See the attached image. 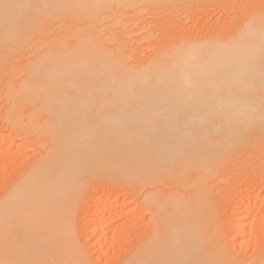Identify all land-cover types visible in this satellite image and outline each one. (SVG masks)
Returning a JSON list of instances; mask_svg holds the SVG:
<instances>
[{
	"label": "bare ground",
	"instance_id": "bare-ground-1",
	"mask_svg": "<svg viewBox=\"0 0 264 264\" xmlns=\"http://www.w3.org/2000/svg\"><path fill=\"white\" fill-rule=\"evenodd\" d=\"M214 9L238 22L181 33ZM0 100V152L16 136L36 147L0 193V264H96L106 218L89 222L87 249L72 223L91 183L125 184L138 206L122 214L149 213L113 264H264V246L242 255L264 242V0H0ZM239 186L253 203L227 208L228 224L221 202Z\"/></svg>",
	"mask_w": 264,
	"mask_h": 264
},
{
	"label": "rangeland",
	"instance_id": "rangeland-1",
	"mask_svg": "<svg viewBox=\"0 0 264 264\" xmlns=\"http://www.w3.org/2000/svg\"><path fill=\"white\" fill-rule=\"evenodd\" d=\"M209 12H210L209 15L205 16V18H202V20H200L197 23H193L192 18L188 19L185 22V27L180 29L181 33H184L186 36H192V35H195V34L199 33L201 30L204 29V30H211V31H213L215 33H219V34L222 35V34H226L229 31L230 27H232L236 23V21L238 22V20H236V19H238L239 13H238V11H236L234 9L233 10H228L229 13L226 10H225V12H223L222 10H219V9L210 10ZM227 17H229L228 18L229 20H233V25L231 23H229ZM232 17H234V18H232ZM228 24H231V25H228ZM177 32H178V30L173 29L172 32H170L169 34L172 35V34H175ZM144 43L145 42L140 43L138 45L139 47L136 48V52L134 54V56H136L137 53L139 51H141V52H139L140 53V56H139L140 59H142L143 56L145 57V53H149L150 52L149 48H143L142 49V47H144V45H146L147 42L145 44ZM140 46H142V47H140ZM147 49H149V50H147ZM1 102L2 101L0 100V104H1ZM6 107H7L6 104H1L0 105V130H1L0 134H2V132L4 134L7 133V131L2 128L3 125L1 124V122H2L1 114H2V112L4 111V109ZM74 118H75L76 121H81V120H84V119H88L86 113L76 114V115H74ZM137 118L143 119L144 122H148L150 118H154V117L138 116ZM15 139H16V141H15ZM15 139H14V143L10 141V144L11 145L13 144L12 147H10L11 146L10 144H9L10 146L8 145L10 147V151L9 152H11L12 155H9L10 153L8 152V150L5 151V153L8 152L9 154H7V153L5 154L3 152L2 153L0 152V162H2L3 160H6L8 158H10L9 161L11 162L10 163L7 160V162L10 163V165L8 164L7 168L0 167V193L2 192V189H4L3 188L4 186H7L14 178H16L20 174L24 173L28 169L29 165L33 163V161L35 160V157H36V155H35L36 154L35 153V148L36 147L34 146L35 142H32L33 137L28 138L27 139L28 142L26 140H25L26 142L23 141L21 139V137H19V136L18 137L16 136ZM1 154L2 155L4 154V155L2 156ZM8 155H9V157H8ZM12 165H13L14 168L11 167ZM0 166H1V163H0ZM9 168H11V169H9ZM5 169H6V171H5ZM2 170H4V171H2ZM247 182H250V183H248V185L251 184V187L255 188V189H253V191L255 192L254 194L255 195L258 194V192L260 191V187L259 186H254L255 184L252 183L253 181H251V180H246L245 183H247ZM99 183H101V182H99ZM93 185L94 184L91 183V185H88V186L84 187V189L82 190V192H80L78 198L76 199V202H75V205H74V208H73L72 223H73V225L75 227L76 234H77V237L79 239L80 244H83L84 247L86 246V249H87V245H89L90 243H95L97 241L96 238L92 239L93 241L90 240L91 242L89 240L84 241L86 235L88 234L87 233V228H88L89 222L92 221L93 219H97V217L98 218H102V219L106 218L105 220L101 221L102 223L100 225V228H102V229H100V231H98L99 235L103 232L100 235V237H102V238L98 239V243L96 242V244L94 245V247L92 249L89 248V249H91L90 253H89V249H88V254L91 256L90 258L93 259V261L96 264H108V263L109 264H113V262L119 260L125 254L128 253L129 249H131L135 245V243H136V241L138 240L139 237H145V235L148 234L147 232H149L148 231V223L149 222H147V221H148V216H149L148 214L149 213L145 214L146 218L145 219L142 218L143 220H141V221H138L137 216L135 214H133L134 217L133 216L131 217L130 214H129L130 217L128 215H123V214L126 213V211H129V209L131 210V208L132 209L136 208V205L138 204V198H137V200H135V198L133 199V198L130 197L131 195H129L130 193H128L127 190L128 191L130 190V192H131V189L128 188V187L125 188V184L120 183V185H116V186L112 185L110 187H108V186L104 187V185H102V187H101V184L98 185V183H96V186L95 185L93 186ZM125 189H127V190H125ZM239 189L242 190L241 187L239 186L238 189L236 188V192H234L235 190L233 191V193H237V195L235 194L236 197L239 196L237 199H234V196H232L233 198L230 196L233 199V201L232 200L230 201V200H228L229 198H227L226 200L228 202L226 200L224 201L225 204H222V202H221V211H222V209L226 210L228 208V210L230 209V212H231L238 205H240L239 207H242V205L244 204L243 202H245V204H246V202L248 201V199H247L248 197L247 196H250V195L246 194V198H245L244 194H245L246 191L244 192L242 190L243 192H241L242 193L241 194ZM237 191H239V192H237ZM263 193H264L263 190H261V192H259V194H261V195ZM103 195H104V197H105V195L106 196L107 195L110 196V200H109L110 202H103L102 201V199H104ZM241 196H242V198H241ZM251 197L252 196L249 197V202H248L249 204L253 203L251 201L252 199H250ZM100 198H101V200H100ZM239 198H241V199H239ZM244 198H245V200H244ZM129 199H131V200H129ZM239 200H243V201L240 202ZM101 201L104 204V205L102 204L103 207H105V210H104L105 213H103L104 216L102 215V217H101V215L95 213V212L99 211V209L101 210L102 206H100L99 203H98V202H101ZM111 201H113V202H111ZM238 202H240V203H238ZM232 203L235 204V205H233ZM241 203H243V204L241 205ZM111 204L112 205L115 204V208H114V206L111 207ZM224 205H227V206H225L223 208ZM232 206H235V207H233L232 210H231ZM108 208H110V209H108ZM106 209H108V210H106ZM228 210H226L224 212H226V214H227V217H226V214H225V218L228 221L227 223L230 224V222H232V221H229V220H230V218L232 219V216L230 217V214H229L230 212ZM123 211H125V212L123 213ZM262 214L264 215V209H263ZM145 216H143V217H145ZM109 218L111 219V221L109 220ZM128 218H129V220H128ZM226 219H225V221H226ZM132 221L133 222L138 221L140 223H138L137 227H135V228L132 227L133 229H131L130 227H127V225H129V222H132ZM102 224L105 225V226H103ZM141 224H142V226H141ZM110 225H112V226H110ZM121 226L124 227L125 229L122 230L121 233H119L118 236H116L115 233L122 228ZM261 226H262V224L259 222V220L255 221V224L253 226V234L250 237L246 236V239L248 240L251 237H252L251 239H253V237H255L256 234H259V232H261V229L263 228V226L262 227ZM108 227H109V229H108ZM144 227H146V228H144ZM143 232H145V233H143ZM254 232H256V233H254ZM113 233L115 234L116 237L113 236ZM230 236H231V234H230ZM103 237H106V239H103ZM112 238H113V240H112ZM231 240H230L231 242L235 241V239H233V238H231ZM104 241L106 243H108V244L104 243ZM99 242H100L101 245L99 244ZM116 242L119 243V244H117ZM235 242H237V241H235ZM114 243L117 244V246ZM123 243H125L126 245L125 244L123 245ZM262 243H264V242L262 241V242L258 243L259 245L257 244V246H253L251 244L250 247L247 248L248 250L245 249V251H243L244 253L242 252L243 254L242 253L241 254L245 255V256H249V255L252 254L253 250H254L253 252L259 251L264 246ZM97 245H100L101 248L98 249L99 246H97ZM118 245L121 246V248H123L124 251L121 250V248ZM109 246L112 247V248H110ZM116 248H118V249H116ZM236 248H237V246H235V248H234L235 251L237 249H239V248H237V249Z\"/></svg>",
	"mask_w": 264,
	"mask_h": 264
}]
</instances>
